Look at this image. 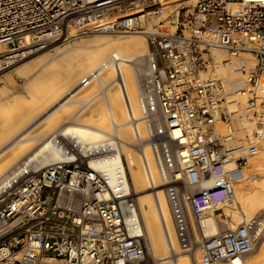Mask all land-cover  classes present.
<instances>
[{"label":"built area","instance_id":"1","mask_svg":"<svg viewBox=\"0 0 264 264\" xmlns=\"http://www.w3.org/2000/svg\"><path fill=\"white\" fill-rule=\"evenodd\" d=\"M187 1L0 0V71L26 36L37 47L99 31L144 33L137 102L175 232L181 249L192 245L202 264H218L256 245L259 217L211 235L201 222L234 203L262 147L264 0ZM214 50L241 58V86L212 73ZM237 92L246 96L244 113L231 107ZM241 118L255 122L253 136ZM66 137L62 158L23 169L0 192V264H150L117 140Z\"/></svg>","mask_w":264,"mask_h":264},{"label":"bare ground","instance_id":"2","mask_svg":"<svg viewBox=\"0 0 264 264\" xmlns=\"http://www.w3.org/2000/svg\"><path fill=\"white\" fill-rule=\"evenodd\" d=\"M189 1L191 0L187 2ZM25 38L26 44L18 48V52L13 53L15 50L7 52V54L11 53L6 60L10 65L0 71V75L8 74V71L22 66L17 73L28 78V80L25 79V84L29 85H25V88L29 87L32 92L30 94L37 98V103L32 101L33 104L37 105L42 100H49L54 95H57V98L55 102L46 107L39 118L31 120L27 124L26 121L36 109L35 105L34 109L32 107L28 109V105L27 109L30 112L21 114L23 118L18 114L20 122L16 121L15 123L17 125L19 122L15 127L17 130L13 127L14 123H11L13 120L10 122L11 124L8 122L10 124L8 130L10 132L12 128L15 131L2 136L3 131L0 130L2 132L0 135L4 137V141L2 137L0 138V178L2 177L0 192L23 169L43 166L62 158L63 152L60 151V143L65 136L77 134L78 140L92 145L99 144L104 138L111 136L117 140L120 146L129 186L134 198L138 201V219L147 253L151 254L150 256L155 259L156 264H197L200 258L196 254L197 252L195 258L192 256V252L195 250L192 245L188 249H182L185 253L175 260L172 258L174 253H179L181 247L175 232L165 187L160 185L161 176L152 149L148 144L140 153L133 147L135 141L147 138L146 127L140 121L137 102L141 70L138 69L141 68L139 63L141 57L148 53L146 39L142 35L123 38L100 35L85 40L81 38L80 41L75 42L73 50L69 48L60 50L58 58L49 62L50 60H47L48 58L44 54L29 58L46 48L47 45L41 44L33 47L31 46L32 42L29 41L30 38L28 36ZM57 42H64V40ZM56 49L58 48L56 47ZM213 52L218 57V63L212 69V73L231 85L241 86L243 78L241 58L229 57L225 50H214ZM241 55L246 64L253 65L254 60L251 54L243 53ZM27 58L25 63L15 65L18 61ZM33 59L38 60L32 64ZM29 62L31 64L28 65ZM9 67L12 68L7 70ZM10 77L8 79L13 81L14 77ZM85 80H88V83L84 85ZM56 81L57 83H55ZM21 96V94L20 96L19 94L8 96L6 91L0 88V124L9 118L11 111L14 114L21 111L17 110L22 108ZM33 96L32 100H34ZM245 97L240 92L232 94L230 97L231 107L238 113L246 111ZM32 102L30 101V104ZM85 102H88L86 108L84 106L82 111H74V105L81 106ZM7 107L8 109H6ZM19 117L16 115V118ZM72 117V121L66 122ZM239 124L242 127H247L248 133L253 136L256 128L255 122H250L248 118H241ZM7 125L5 126L7 127ZM1 126L5 127L4 124ZM221 128L225 127L222 125ZM111 129L117 130V136L111 133L106 134ZM9 134L11 135L9 136ZM6 135L8 136L6 137ZM7 142L13 143L5 147ZM247 167L249 170L255 169L264 172V138L261 149L249 159ZM246 176L248 174L246 175L245 172L244 177L238 180L240 186L235 187L234 203L222 207L223 213L228 217L231 216L227 218L228 225L222 227V221L216 218L212 210H209L205 212L201 222L203 232L211 235L222 229L235 227L236 221H239L240 217L237 216L238 213L241 212L243 214L241 216L246 221L247 219L251 220L250 218L253 219L251 214L254 207L258 206L256 207L258 210L264 209V175L262 182L253 179L250 184H243ZM257 222V232L255 233L260 234L259 231L263 228L264 220H257ZM192 223L193 231L198 237L200 231L194 222ZM223 224L225 223L223 222ZM260 246H263L260 251L244 262L243 256H236L222 264H257L259 261L262 262L264 261V239Z\"/></svg>","mask_w":264,"mask_h":264},{"label":"rangeland","instance_id":"3","mask_svg":"<svg viewBox=\"0 0 264 264\" xmlns=\"http://www.w3.org/2000/svg\"><path fill=\"white\" fill-rule=\"evenodd\" d=\"M109 36L110 38H123V37H132V36H137V35H142L145 39H146V37H145V35H144V33H142L141 31H138V32H134V33H129V32H119V31H112V32H110V31H107V32H96V33H91V34H86V35H80V36H77V37H75V38H71V39H67V40H64V42H57V43H54V44H52V45H48L46 48H43V49H41L37 54H34V55H32V56H30L29 58H32V57H36L35 55H42V54H44V55H46L47 56V60H50L49 62H51L52 60H55V59H57L58 58V56H59V54H60V50H62V49H64V48H69L70 50H73V46L76 44L75 42H78V41H80L81 40V38L83 39V40H85V39H89L90 37L91 38H93V37H95V36ZM118 36V37H117ZM146 42H147V40H146ZM59 49H56V47ZM147 50H148V43H147ZM147 55V54H146ZM146 55L145 56H142L141 57V61H140V67L141 68H138L139 70L141 69L142 70V68L144 67V64H145V60L147 59V57H146ZM28 60V58L27 59H23V60H20V61H18L15 65H18V64H21V63H25L26 61ZM34 60V61H33ZM32 61H30V62H32V64L36 61V60H38V59H33ZM27 63L28 65L29 64H31V63ZM26 64V65H27ZM25 65V66H26ZM14 66V65H13ZM24 66V65H23ZM22 67V66H21ZM21 67H18V69L16 68V69H12V70H10V71H8V74L6 73L5 75H0V88H3L5 91H6V95L8 94V96H15V95H18L19 94V96H20V94L22 95L21 97V106H22V108L20 109V108H18L17 110H21V111H17L16 112V114H14L12 111L10 112V114H9V118L8 119H6V120H4L3 121V123H1V124H4V126L5 125H7V123L9 122H11L12 120V122L11 123H14V125L15 126H13L14 128L16 127V126H18V123L20 122L19 120H20V115L21 114H23V113H27V112H30L28 109H29V107L31 108L32 107V109H34V107L36 108L33 112H32V115H31V117L26 121L27 122V124L31 121V120H33V119H35V118H39V116L44 112V110L46 109V107H48V106H50L51 104H52V102H55V100H56V98H57V95H54L53 97H50L49 98V100L47 99V100H42L41 102H39L37 105H35V103L33 104V102L32 101H35L36 103H37V98H35L34 96H33V94H30V93H32V92H30L31 91V89L29 90L28 88H25V81L26 80H28V78L26 79V77H24L25 75H18V70H20V68ZM12 67H9L7 70H9V69H11ZM140 70V71H141ZM14 71V72H13ZM11 75H10V74ZM13 73V74H12ZM8 75V77H10V76H12V77H14V79H13V81H10V79H8V77H6ZM10 75V76H9ZM18 75V76H17ZM27 77H29V75H26ZM23 77H24V79H23ZM11 78V77H10ZM11 79V80H12ZM26 79V80H25ZM55 83H57V81L55 82ZM29 84H27L26 86H28ZM27 89H28V92H27ZM105 92V91H104ZM32 96L34 97L33 99L34 100H32ZM242 97V96H241ZM31 99V100H30ZM244 99V98H243ZM245 99H246V97H245ZM30 101L32 102V104H30ZM29 102V103H28ZM89 102V101H88ZM87 102V103H88ZM28 103V104H27ZM87 103L85 102L84 104L82 103L81 104V106L80 105H78V104H76V105H74L73 106V109H74V111L75 112H79V111H82L83 109H84V106H85V108H86V106H87ZM26 105V106H25ZM29 105V106H28ZM32 105V106H31ZM35 105V106H34ZM20 106V107H21ZM27 106H28V109H27ZM24 108H26V109H24ZM6 109H8V107L6 108ZM14 111V110H13ZM19 112V113H18ZM12 114V115H11ZM18 114H19V116H18ZM16 115H17V117H19V118H16ZM23 115H21V117H22ZM15 117V119H13ZM23 118V117H22ZM17 119V120H16ZM73 120V117L72 118H69V119H67V121L66 122H70V121H72ZM16 121H19L18 123H17V125L15 124L16 123ZM22 121V120H21ZM6 122V123H5ZM8 123V125H7V127L5 128H3V126H1V124H0V130L1 131H3V133L2 132H0V133H2V136H3V134H8V133H10L11 131H15V129L17 130V128H15V129H10V132H9V130H8V127L10 126V124ZM6 129H7V131H6ZM59 129H60V127H59ZM117 130L116 129H111V130H109L106 134L108 135L109 133H111V134H113V135H115V136H117V132H116ZM14 133V132H13ZM11 134H9V136H10ZM1 135H0V138L2 137ZM8 135H6V137H7ZM4 137H2V139H3ZM9 138V137H8ZM8 138H6V139H8ZM1 139V140H2ZM3 141H4V139H3ZM13 142H11V143H6V145H5V147H7V146H9V145H11ZM149 144V142L147 141V139L145 138L144 140L142 139V140H137V141H135V143H134V149L137 151V152H140V153H142L143 152V150H144V147L146 146V145H148ZM14 148V147H13ZM248 166V165H247ZM253 171H255V172H253ZM245 172H246V175L248 174V176H246L245 177V179H244V181H243V184L244 183H246V184H250L251 182H252V180L254 179V180H257L258 182H262L263 181V178H262V176L264 175V172H259V171H256L255 169L254 170H249L248 169V167H246V169H245ZM252 173V174H251ZM6 174H8V172H6ZM5 174V175H6ZM250 174V175H249ZM4 177V176H3ZM2 178V177H1ZM1 178H0V180H1ZM249 178V179H248ZM250 180V181H249ZM241 183H242V181H241ZM240 184V183H239ZM160 185H163L164 186V184H163V182L161 181V179H160ZM240 185H238V183L235 185V187H239ZM165 187V186H164ZM256 207H258V206H256ZM256 207H254V211L252 212V216L251 217H253V218H256V217H259V220H264V209H260V207H259V209L260 210H258V208H256ZM257 210V211H256ZM241 215H243L241 212L240 213H238L237 214V216H240L239 217V221H236L237 223V225L235 226V227H237L242 221H244L245 219H244V217L243 216H241ZM215 216H216V218L218 219V220H220V221H222V223H221V226L223 227H225V225L227 224L228 225V219L227 218H230V217H228V216H226L224 213H223V208L222 209H219V210H217L216 212H215ZM250 219H252V218H250ZM249 219H247L246 221H248ZM223 222L225 223V224H223ZM239 222V223H238ZM194 225H196L197 226V224L196 223H194ZM229 227V226H228ZM235 227H232V228H235ZM198 231H199V228H198ZM199 233V232H198ZM259 233L260 234H258V233H256L257 235H256V245H255V248L251 251V252H248V253H246V254H244L243 255V257H244V259H248V257H250L254 252H255V250H256V248L260 245V242H261V240L264 238V225H263V228H262V230H260L259 231ZM199 235V234H198ZM143 241H144V239H143ZM144 245H145V243H144ZM193 247V246H192ZM263 247V246H262ZM261 247V248H262ZM146 249V248H145ZM195 249V248H194ZM147 250V249H146ZM195 251V250H194ZM185 252L180 248L179 249V253H174L173 254V257L172 258H174V260H175V258H177L178 256H180L181 254H184ZM196 252H192V256L195 258V255L196 254H198V257L200 258V253L199 252H197L196 254H195ZM146 255H147V257H148V260H149V262H150V264H156L155 262V259L152 257V256H150L151 254H149V253H147V251H146ZM151 257V258H150ZM150 258V259H149ZM154 261V262H153ZM222 262H229V261H220L218 264H222ZM261 261H259L257 264H264V263H262V262H264V261H262L261 263H260ZM198 263H200V264H202L200 261H198ZM197 263V264H198Z\"/></svg>","mask_w":264,"mask_h":264},{"label":"crops","instance_id":"4","mask_svg":"<svg viewBox=\"0 0 264 264\" xmlns=\"http://www.w3.org/2000/svg\"><path fill=\"white\" fill-rule=\"evenodd\" d=\"M263 239H264V238H263ZM263 239L261 240L260 245L262 244ZM260 245L256 248L255 252H254L250 257H248V258H251L254 254H257V253L260 251V249H261V246H260ZM242 260H243V262H244V261H246L247 259H242ZM226 264H227V263H226Z\"/></svg>","mask_w":264,"mask_h":264}]
</instances>
